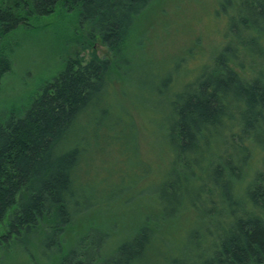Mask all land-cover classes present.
Returning <instances> with one entry per match:
<instances>
[{
    "label": "trees",
    "instance_id": "1",
    "mask_svg": "<svg viewBox=\"0 0 264 264\" xmlns=\"http://www.w3.org/2000/svg\"><path fill=\"white\" fill-rule=\"evenodd\" d=\"M161 1L0 0V91L20 49L14 33L62 12L78 13L82 33L75 32L76 50L58 76L0 114V257L14 251L27 264L46 253L56 264H264V0H217L220 50L203 51L196 77L178 79L195 55L190 49L174 64L175 76L161 82L157 94L173 92L171 118L160 125L165 166L156 174L149 159L141 169L130 166L118 175L119 191L84 169L104 130L115 147L131 144L126 132L140 146L132 112L122 107L108 119L117 84L124 86L137 64L130 48L142 44H131L132 34ZM77 45L91 48L89 61ZM126 194L134 195L123 205L141 197L148 211L125 231L106 222L115 212L104 211ZM183 215L188 223L175 230Z\"/></svg>",
    "mask_w": 264,
    "mask_h": 264
},
{
    "label": "rangeland",
    "instance_id": "2",
    "mask_svg": "<svg viewBox=\"0 0 264 264\" xmlns=\"http://www.w3.org/2000/svg\"><path fill=\"white\" fill-rule=\"evenodd\" d=\"M216 2L217 0H162L148 12L147 19L138 24L133 32L131 44L136 43L138 39L142 44L129 49L137 64L129 70L130 76L123 81L124 86L116 83L118 99L112 102L115 112L111 111L108 121L116 119L123 108L132 112L139 126L140 146L133 140L135 134L126 132L125 141H131V144L125 143L124 146L115 147L109 141L110 132L104 130L100 134L102 141L88 152L84 167L96 177L97 181L104 180L110 191L111 188L118 191L121 189L122 185L118 182V175L121 172H128L130 166L141 169L138 166L144 159H149L155 164L154 174L159 166L162 164L165 166V163L169 162L161 149L159 135L160 125L164 121L168 122L172 115L168 103L172 99L173 92L159 95L156 91L159 90L164 79L175 76L174 64L190 49H194L195 55L185 56L186 68L178 71V79L195 78L199 69L194 71L193 68H201L203 65V51L214 55L220 50L223 24L212 17L217 9ZM78 22L77 12L70 14L62 12L34 22L33 26L21 29L12 35L13 40L20 44V49L16 55L14 72L0 91V114L10 112L13 106L20 105L22 99L39 91L45 81L53 79L65 69L67 61L76 50V34H82L77 30ZM79 41L80 39L77 44ZM197 41H200L199 45L195 44ZM80 47L82 46L78 47L81 56L86 62L89 61L92 57L91 48ZM96 50L100 58L105 56L106 48L99 41L96 42ZM116 100L120 103H116ZM138 109L147 114L143 115ZM112 136H116L115 133H112ZM140 154L141 158L137 160ZM125 161L126 166L122 167ZM158 184L160 182L157 181V184H152L149 189L156 190ZM132 195H127L121 205L111 201L104 214L107 211L116 214L107 217L108 224L116 222L126 231L128 228L125 227L126 225L135 224L148 211L145 201L139 200L141 197L123 205L132 198ZM181 218L175 230L188 223L185 215ZM12 252L11 257L3 254L0 257V264H27L26 261L20 260L16 252ZM35 259L37 260L32 264L58 262V259L51 260L48 253L44 256H36Z\"/></svg>",
    "mask_w": 264,
    "mask_h": 264
}]
</instances>
